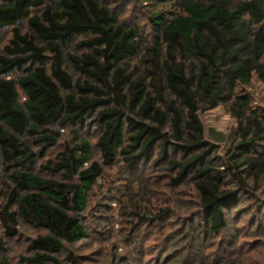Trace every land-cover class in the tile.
<instances>
[{
	"label": "trees",
	"instance_id": "trees-1",
	"mask_svg": "<svg viewBox=\"0 0 264 264\" xmlns=\"http://www.w3.org/2000/svg\"><path fill=\"white\" fill-rule=\"evenodd\" d=\"M3 30L0 264L24 226L40 233L18 264H62L63 252L74 263L67 251L89 238L83 217L112 167L139 227L127 247L143 228L164 239L179 217L159 191L190 195L166 241L181 246L156 264H236L237 240L264 236V108L245 91L264 87V0H0ZM220 106L226 134L201 120Z\"/></svg>",
	"mask_w": 264,
	"mask_h": 264
},
{
	"label": "rangeland",
	"instance_id": "rangeland-1",
	"mask_svg": "<svg viewBox=\"0 0 264 264\" xmlns=\"http://www.w3.org/2000/svg\"><path fill=\"white\" fill-rule=\"evenodd\" d=\"M124 1L126 0H108V3L120 6ZM130 1L131 0H129V2ZM8 37V30H3L0 33V50L6 44ZM245 91L252 96V106L264 108V87L260 83L253 79L251 86L246 88ZM201 120L206 130L213 129V131L225 134L228 133L230 128L234 125V121L231 119L228 109L225 106H220L213 111L204 113L201 116ZM87 136L93 145L97 138L95 131H91ZM94 157L96 159L98 158L96 149H94ZM123 176L124 172L118 170V167L106 169L104 177L99 180L94 188V197H91L88 210L83 217L89 229V238L77 243L67 251L68 254L74 256V263L65 261L66 259H64V256L67 253H61L60 259H62V264H110L113 259L111 258L113 253L124 257L126 263L122 264H129L131 254L135 257H142L141 263L138 264H156L158 262L156 258L159 252L167 251L169 255L171 253L173 255L174 248L181 246L177 245L176 247L166 243V241L176 236L181 228L185 227L188 221V213L185 219H182L181 215L187 211L186 209L190 206V195L184 197L183 195L174 194L170 197L171 193L163 188V190L159 191L162 192L160 193L161 195H164L165 198H170L172 203H174V200L178 201L179 208H177L175 204L173 205L174 208L177 209V213H179L180 209L179 217L175 220L173 226L170 227L171 229L169 231L166 230V234L163 235L164 239H157L153 237V234L150 237L149 233L143 228L144 232H142L140 238L137 239L139 242L132 247H127L126 242H128V234L131 233V235L134 236V233L132 234V232H134L133 230L138 231L139 227H135L131 230L129 223H127L131 219L128 215H123L124 209L122 204H124L126 200H130L127 197V192L129 191L128 182L124 180ZM262 184L264 190V176ZM154 195L155 194H153V196ZM158 198L159 200H163V198ZM244 231L246 232L245 229ZM39 233L40 232L36 230H31V228L24 226L17 240L7 242V256L12 264H18L19 256L24 253V241L35 237ZM237 241L239 247L235 252V257L237 258L236 264H253V262L264 264V236H260L259 239L255 237L249 239L243 237ZM143 245H145V252H142L144 250ZM131 251L133 253H131ZM210 251L216 253L217 247L215 249L213 246ZM138 252L140 253L138 254ZM212 260L213 258H211V261ZM133 264H135L134 261ZM172 264H177V261L174 260Z\"/></svg>",
	"mask_w": 264,
	"mask_h": 264
}]
</instances>
